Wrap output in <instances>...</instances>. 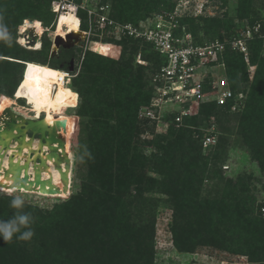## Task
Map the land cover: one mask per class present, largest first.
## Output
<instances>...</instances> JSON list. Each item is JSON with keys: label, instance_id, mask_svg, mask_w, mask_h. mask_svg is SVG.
I'll return each mask as SVG.
<instances>
[{"label": "trees", "instance_id": "trees-1", "mask_svg": "<svg viewBox=\"0 0 264 264\" xmlns=\"http://www.w3.org/2000/svg\"><path fill=\"white\" fill-rule=\"evenodd\" d=\"M50 1L52 2V0H0V17L3 18V23L12 38L4 44V47L9 48L0 53V66L7 69L22 66L11 94L15 93L27 62L65 70L66 61L73 56L77 58L81 56L82 51L72 47L59 50L57 48V54L51 57V43L46 40L44 29L37 48L28 49L20 45L19 40H15L14 33L19 24L21 28L24 23L41 27L37 22L39 21L42 27L51 25L52 30H56L58 12L55 10L56 17L55 13L50 11ZM73 1L78 6L73 26L85 33L88 28L87 9L98 10L100 6L108 5L109 16L115 21L137 24L140 20L155 15L159 10L172 11L178 2V0H98L92 5L86 0V7L80 9L84 0ZM256 2L262 4L264 0H239L238 21L225 35L216 32L213 20L199 27L197 21L201 19L200 16L184 15L179 19V23L192 34L194 44L204 45L216 39L224 43V51L219 56L224 66L217 69V64L214 63L212 72L214 74L222 70V75H225L234 95L243 93L244 98L235 111L231 110L230 104L217 105L214 101H202L198 117L186 116L182 119L180 128H172L167 136L156 138L159 140H156L155 156L158 165L168 169L159 173L167 172V176L171 173L176 179L169 184L172 190L167 191L174 200L176 209L174 220L186 218L184 225L178 221L174 225L177 244L180 243L184 250H192L196 246L194 240L201 239L199 244L216 245L232 253L246 256L245 264H264V211H262L264 202L256 203L257 181L264 178V42L257 37L247 42L249 61L256 65L255 74L250 81L243 53L232 49L230 40L245 24L252 26L259 23L261 32H264L263 18L256 16L244 19L255 12L253 6ZM93 25L92 41L93 45L99 44V50L84 52L80 71L71 79L70 86L77 93H74L75 104L71 108L76 107L78 95V110L80 114L86 115V110L91 107L93 100L91 97L96 95L100 100L94 103L109 104L107 114L110 119L112 112L124 115L123 138L127 146L134 147L139 142L135 134L138 126L135 115L132 114H137L140 108L150 103L157 86L155 75L164 64V58L150 43L129 36L111 40H116L115 42L122 46L118 59L103 56L102 54L112 52L108 45L111 41L103 38L104 31L101 32L95 19ZM200 29L202 32H198ZM79 50L80 53L76 55ZM140 50L141 57L148 65L136 62ZM35 54L43 55V58ZM145 71L151 73V86H148L146 81L148 74H144ZM209 78H213V75L210 74ZM64 88L63 108L71 104L67 85H64ZM118 115H115L117 119ZM212 118L218 128L225 124L226 133L231 128L229 125L231 122L237 123L242 140L251 149L248 155L255 166L254 171L242 169L241 172L235 170L226 175L225 170L229 169L228 165H223L226 156L220 153L222 150L216 149L219 137L216 145L203 147V138L208 134L206 130L211 126ZM188 126H193L199 131V144L191 139L189 134L191 130ZM227 140L228 137L222 138L224 144ZM201 146L204 152L214 150L210 164L212 168H208L209 160L205 159ZM53 147L54 144L50 165L44 172L53 173L56 170ZM62 160L63 157L60 156V171ZM176 164L178 168L180 167L177 172L174 171ZM224 166L226 168H222ZM206 173L208 178L214 181L215 191L210 197H201L199 189ZM98 174L101 175V172ZM194 176L199 179L193 180ZM138 178L140 183H145L149 179L144 172ZM37 179L54 181L48 177L34 178ZM107 179L109 183L114 181L113 174H108ZM10 183L14 185L13 182ZM69 184L59 193L55 191L56 189L44 192L53 191L64 196ZM80 188L79 192L73 193L67 200L50 210H38L25 205L23 210L30 212L34 217L32 227L35 234L29 241L17 240L15 237L11 243L0 240V264H152L154 221L150 222L149 219L147 229L145 228L144 232L143 229H139L135 237L114 232L112 219L110 215L100 210V202L94 201L92 193H86L83 186ZM261 188L264 189V183ZM15 212L16 209L0 199L2 219H9ZM125 225L127 227L126 223ZM180 229L184 235L178 233Z\"/></svg>", "mask_w": 264, "mask_h": 264}, {"label": "rangeland", "instance_id": "rangeland-1", "mask_svg": "<svg viewBox=\"0 0 264 264\" xmlns=\"http://www.w3.org/2000/svg\"><path fill=\"white\" fill-rule=\"evenodd\" d=\"M68 1L75 4L73 0ZM97 1L98 0H89L92 5L96 4ZM201 2L203 4L202 13L193 15L195 17L200 16L201 19L197 21L199 27L204 23H211L213 20L216 32H218L219 35H225L226 31L229 32L230 28L238 21L239 15L237 7L239 5V0H199L194 3L199 5ZM81 5L86 7V0H84ZM253 10L255 12L250 13L244 19L248 20V18H256V16L264 19V2L262 4L256 2V5L253 6ZM50 11L53 12L52 8H50ZM57 12L58 17L57 13H54L58 20L62 12L60 14L59 10ZM167 12L171 11L163 9L159 10L157 13ZM37 22L42 27V24L39 21ZM87 25L88 28L86 33L83 31V38L81 41L74 43L76 45L73 46L74 49L79 48L82 51L81 56L78 58L77 56H73L66 61L67 66L65 70L72 75L66 84L71 104L68 107H62L61 113L56 116L52 130L53 137L51 138V142L54 144V163L57 165L56 170H54L53 173L44 172V166H37L32 163L29 164L25 159H21L23 161L14 163L0 160V199L10 204L13 196L20 195L23 197L25 205L33 206L38 210H50L55 205H59L67 200L73 193L79 192L81 190L80 187L83 186V190H85L86 193H92L94 201L100 202V210L110 215L112 219L111 223L114 225V232H120L122 235L135 237L139 229H143L142 232L145 231V228L147 229V221L149 222V219L150 222L154 221V254L152 264H220L221 261L226 260L234 261L235 264H245L247 260L246 256L232 253L230 250L220 248L216 245L199 244L198 242H201V239L196 238L194 240L196 246L192 250H184L180 243L179 245L177 244L178 241L175 239L173 231L174 225L177 224L176 221L184 225L186 218L181 217L178 218V220H174V215L176 213L174 200L167 191L172 190L169 184L176 179L171 173L169 176L166 175L167 172L165 174L159 173V171H168V169L167 167L159 166L155 159L157 155L156 140H159L156 138H163L167 136L172 128L178 129L182 126L174 121L170 109L163 108L160 110L161 116L159 119L153 120L140 116L138 111L141 108L137 111V114H132L135 115L136 118L138 128L135 134L139 142L138 145L136 144V146L133 147V145L127 146L123 138L124 115H118L112 112V118L110 119V116L107 114L109 104L107 105L105 102L102 103V105L94 103L100 100L96 95L91 97L93 100L91 107L86 110V115L80 114V110H78V95L76 98V107L71 108L75 104L74 93H76L70 86L72 82L71 79L76 77L80 71L84 52L86 50L93 51L92 48L96 52L99 50V44L93 45L94 42L92 41L94 25L92 24V26H90L88 20ZM23 26L21 28L19 24L16 27L14 37L17 41L19 40L20 34L22 35L25 32ZM51 27V25L42 27V31L44 29L43 34L45 33L46 35V40H49L51 43L50 50H54L55 48L56 51L58 48L57 46L60 44L69 45L67 42H63L56 43L55 46V29L52 30ZM198 32H202V29ZM43 34L36 37L35 40L40 41ZM103 38H107V40L111 41L115 37L110 31L105 30ZM115 41L116 40L111 41L108 44L112 52L107 55L102 54L103 56L111 59H118L120 57L122 46ZM5 43L6 41H0V53H2L5 48H9L4 47ZM105 48L108 49L107 46H105ZM80 50L76 55L80 53ZM137 55H142L141 50ZM35 56L41 59L43 58V55L35 54ZM251 64L250 61L247 63L250 81L253 79L256 70V65ZM141 65L145 66L148 64ZM21 68V65L8 69L4 66H0V116L3 111L2 108L5 100L13 97L14 93L11 94V92L20 76ZM220 73L222 75L223 71L221 70ZM144 74H148V76H146V81L148 86H151V73L145 71ZM24 106H26L28 110L23 108ZM31 107V103L26 102V100L24 102L23 99H16L14 100L12 110L25 116H30L31 114L39 115L37 112L32 113V111H29ZM192 112V117H198L199 106L193 109ZM115 115H118V119ZM211 123L208 129H214L216 143L219 137V145L216 149L222 150L220 153L226 156L223 165L229 166V169L225 170V174L229 175L235 170L241 172L242 169L254 171L255 166L248 155L251 153V149L242 140L241 134L237 129V123L231 122L229 124L231 128L227 133L224 130V123L221 124L219 128L214 118L211 119ZM23 128H25V126H23ZM58 128L60 131H57ZM189 128L191 130L189 133L191 139L199 144V131L193 126ZM223 137H228L225 144L222 142ZM216 143L214 145H216ZM201 150L206 156H204L205 159L209 160L208 168H212L210 164L214 150L204 152L202 146ZM60 156L63 157L61 171L59 165L61 162ZM179 168L176 164L174 171H179ZM222 168H226V166ZM98 172H101V175L98 174ZM143 172L148 175L149 179H147L145 183H140L138 176ZM110 173L113 174L114 178V181L111 183H109L107 179V175ZM206 175L207 173L199 189L201 197H210L215 191L213 185L214 181ZM39 177H48L51 180L54 179V181L42 179L34 180V178ZM197 179H199V177L194 176L193 180ZM10 181L13 182L17 188L12 185ZM123 182L129 183L123 184ZM262 183H264V178L257 181L258 192L256 203L264 202V189L261 188ZM68 184V191L64 196L56 194V192L54 193L53 191L49 193L44 192L56 189L55 191L59 193L66 189ZM2 217L3 216H0V219H2ZM124 222L127 224V227ZM181 231L180 229L178 233L184 235ZM223 264H225V262H223Z\"/></svg>", "mask_w": 264, "mask_h": 264}, {"label": "built area", "instance_id": "built-area-1", "mask_svg": "<svg viewBox=\"0 0 264 264\" xmlns=\"http://www.w3.org/2000/svg\"><path fill=\"white\" fill-rule=\"evenodd\" d=\"M195 1L199 0H178L173 11L157 13L137 24L115 21L109 16L108 5L100 6L98 10L87 9L90 26L95 19L102 33L107 29L116 39L129 36L148 42L163 56L164 64L155 75V94L149 105L139 110V115L144 118L159 119L160 110L168 108L174 121L180 124L184 117L193 114L192 110L202 101H214L217 105L230 104L231 110L235 111L244 98L243 93L234 95L225 75L218 71L214 74L212 72L214 63L217 64V69L224 66L219 60L225 48L224 43L216 39L204 45L194 44L192 34L179 23V19L184 15L202 13V2L196 5ZM71 4L76 14L78 6L68 0H52L51 8L53 12L67 11ZM80 7L85 8L82 5ZM255 37L263 39L264 42V32H261L259 23L252 26L245 24L230 40L232 49L242 52L246 63L249 62L247 42ZM136 61L146 64L140 55H137ZM210 74L213 75L211 79ZM68 75L72 76L65 71L60 75L59 81H67ZM57 84L54 83V86ZM206 132L208 134L203 138V147L213 146L216 143L214 129H207ZM223 262L235 264L229 260L221 261L220 264Z\"/></svg>", "mask_w": 264, "mask_h": 264}, {"label": "bare ground", "instance_id": "bare-ground-1", "mask_svg": "<svg viewBox=\"0 0 264 264\" xmlns=\"http://www.w3.org/2000/svg\"><path fill=\"white\" fill-rule=\"evenodd\" d=\"M70 7L67 11H59V14L62 13L54 31L55 46L56 43L63 42H67L69 45L74 44L83 38V31L73 26L74 15L77 14L73 12L72 4ZM61 17L65 19L62 21ZM23 27L25 32L19 38L20 44L28 49L39 47L40 41H36L35 38L42 34V28L29 24ZM29 65L33 67L30 69ZM65 71L46 65L26 63L13 97L6 99L3 104V111L0 116L1 161L14 163L25 159L29 164L44 166L45 170L49 167L52 151V130L57 114L62 111V101L65 97L64 85L68 81L61 82L59 77ZM68 76V79L71 78L70 75ZM26 79L29 81L27 84L25 83ZM54 83L58 84L54 86ZM16 99H23L24 102L26 100V102L31 103L32 107L29 111L37 112L39 115L25 116L13 111L12 106ZM23 108L28 110L26 106ZM29 129L40 132L42 138L28 136L26 130Z\"/></svg>", "mask_w": 264, "mask_h": 264}, {"label": "clouds", "instance_id": "clouds-1", "mask_svg": "<svg viewBox=\"0 0 264 264\" xmlns=\"http://www.w3.org/2000/svg\"><path fill=\"white\" fill-rule=\"evenodd\" d=\"M12 38L7 26L0 17V41H10ZM25 201L22 196L16 195L10 201V207L16 212L9 219H0V240L11 243L14 237L17 240L29 241L34 236V217L30 212H25Z\"/></svg>", "mask_w": 264, "mask_h": 264}, {"label": "water", "instance_id": "water-1", "mask_svg": "<svg viewBox=\"0 0 264 264\" xmlns=\"http://www.w3.org/2000/svg\"><path fill=\"white\" fill-rule=\"evenodd\" d=\"M67 36H68V35H67ZM80 41H81V40H80ZM74 45H76V44H70V45H64V44H62V45H59L58 50H59L60 48L69 49V48H72ZM57 52H58V51H57ZM57 52H53V50H52V51H51V57L54 56V55H56ZM100 54H101V53H100ZM26 134H27L28 136H31V137L42 138L41 133H40V132H35L33 129L26 130Z\"/></svg>", "mask_w": 264, "mask_h": 264}, {"label": "snow or ice", "instance_id": "snow-or-ice-1", "mask_svg": "<svg viewBox=\"0 0 264 264\" xmlns=\"http://www.w3.org/2000/svg\"><path fill=\"white\" fill-rule=\"evenodd\" d=\"M65 18L64 17H61V20L63 21ZM33 66L29 65V68L31 69ZM25 83H29L28 79H26Z\"/></svg>", "mask_w": 264, "mask_h": 264}, {"label": "crops", "instance_id": "crops-1", "mask_svg": "<svg viewBox=\"0 0 264 264\" xmlns=\"http://www.w3.org/2000/svg\"><path fill=\"white\" fill-rule=\"evenodd\" d=\"M52 51V50H51ZM55 52V51H54ZM50 56H51V53H50Z\"/></svg>", "mask_w": 264, "mask_h": 264}]
</instances>
